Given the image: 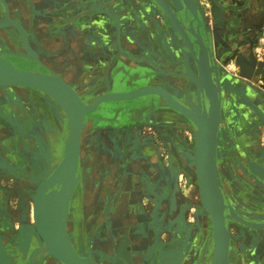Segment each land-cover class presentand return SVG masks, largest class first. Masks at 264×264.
<instances>
[{
  "label": "crops",
  "instance_id": "0c3cea01",
  "mask_svg": "<svg viewBox=\"0 0 264 264\" xmlns=\"http://www.w3.org/2000/svg\"><path fill=\"white\" fill-rule=\"evenodd\" d=\"M161 1L173 19L184 23L181 32L155 0H0V58L19 69L53 71L80 97L84 94L85 98L81 97L84 101L93 100L90 93L95 88L98 89L93 92L94 96L108 91L112 87L111 78L119 72L117 79H124L131 88L116 90H132L146 85L160 87L170 93L179 106L199 113L203 110V94L192 79L196 69L186 50L185 38H192L188 33V21L180 11L182 5L178 0ZM12 22L19 25L24 37ZM19 61L29 64L18 65ZM184 62L191 64L188 67L192 68L190 73ZM151 71L155 74L146 78ZM133 79L136 80L131 83ZM27 90L20 86L0 87V99L15 106L8 105L6 116H0L9 119H0V130L13 127L14 141L8 139L6 142L14 144L13 149L51 152L57 158L56 163L46 161V166L53 168L62 156L67 119L46 95L41 113H36V101L27 94H19ZM112 90L115 91V88L112 87ZM194 91L200 98L198 102L195 101ZM21 106L26 109L18 108ZM32 115L35 121H32ZM21 118L28 120L26 124L35 135L24 147L16 142L20 138L18 127ZM189 121L156 95L102 103L84 115L78 163L73 173L78 179L70 199L74 193L79 198L75 214L77 222L83 223L84 215L90 220L86 235L84 227L78 225L73 227L72 232L75 241L84 239L87 242L85 249L92 256L88 257L89 260L100 264H110V261L118 259L119 264H162V252L154 254L151 250L147 255L144 246L148 241H138L136 237L128 241L126 237H121V233L119 243L106 239L111 238L113 229L116 232L124 229L126 232L128 224H136L134 220L128 221V215L132 217L133 211L138 213L137 208L133 206L135 210L129 209L126 201L132 182L138 187L148 179L158 182L162 178V183L168 182V176H160L158 172L161 150L167 149L172 154L179 151L180 155L188 144L192 151L188 155L182 154L177 162L178 168L184 169L186 162L195 169V128ZM162 135L167 141L166 148L157 143ZM5 136L1 131L0 137ZM147 147L152 148L156 156H149ZM163 190L169 199V191L166 188ZM50 191L47 190L44 198L49 203L55 199ZM51 208L50 205L46 207L48 213ZM103 208H107V215L99 219ZM97 230L107 238L102 241L95 238ZM250 242L234 241L232 256L238 264L244 257L239 248L241 243L247 246L244 264L245 261L254 264L261 250L264 251V241H260L256 251L249 249ZM213 247L212 241H191L190 248H186L187 252L183 254V247L177 249L175 245H168L169 250L177 249L179 252L175 264H210Z\"/></svg>",
  "mask_w": 264,
  "mask_h": 264
},
{
  "label": "rangeland",
  "instance_id": "374dc122",
  "mask_svg": "<svg viewBox=\"0 0 264 264\" xmlns=\"http://www.w3.org/2000/svg\"><path fill=\"white\" fill-rule=\"evenodd\" d=\"M194 2L197 4L201 18H203V12L206 9L204 0H194ZM253 24V34L252 36L249 35L247 47H241L233 42L225 50L216 52L212 43L211 46L208 45V51H202L206 57H209L208 52L212 55L213 72L216 73L218 79V135L221 138L232 136V140L234 139L229 141L228 150L225 152L220 145L221 141L218 140L216 143L218 150L226 153L224 154L225 158H222L225 161L224 163H221L220 160L218 163L215 162L222 192H226L224 203L230 206L233 214L240 216V219H246L249 222H264V160H262V153L256 155L258 161L253 156L255 148L261 152L264 147V0H261V10L256 13ZM194 48L196 49L195 46ZM95 89L90 93V96L95 93ZM23 93L36 101L34 104L37 105V108H30L35 109L36 113H41L45 94L32 88H28L27 91L19 94ZM81 97L85 98V95L81 94ZM8 105L15 108L13 103L0 99V116H6ZM24 109L26 108L24 107ZM0 119L9 120L5 117H0ZM32 121H35L33 115ZM20 128L18 127L20 138L16 142L24 147L29 142L28 139L31 138L28 135V129ZM1 131L7 136L5 138L0 137V234L3 237L2 233L5 229L20 239L22 237L32 238L35 240L33 242L37 244V247L32 250L33 253L39 252L43 256L42 259L48 258V264H61L46 249V241L42 232L39 233L36 228L31 231L29 227H22L21 225L25 224V221H27V224L29 223V214L32 212L31 199L39 183L48 173V169L51 168L46 166V161H49L52 154L44 150L13 149L14 144L9 145L6 143L8 139L14 141L12 139L14 135L13 127H6L0 130V133ZM163 137V135L162 138L159 137L157 143L164 145V148H166L167 141ZM175 145L179 146L178 144ZM184 148L185 151H181L180 155H178L177 152L179 151L177 150L173 154L172 151L167 149L160 151L158 172L160 176H168L167 183H162V178L158 182L148 179L142 183L141 187L132 182V187L127 192L126 201L130 205L129 209L133 210L135 206L137 208L138 213L135 214L133 211L131 213L132 217L128 215L131 218H128V221L134 220L136 224H128L126 232L124 229L121 232H116L113 229L114 233L111 231L113 234L111 240L106 239V241L118 242L119 233H121L123 239L126 237L128 241H133L135 237L138 241H148V245L145 244L144 246L147 255L151 250L154 251V254L155 252H162L168 245L183 247V254H186V248H190L191 241H207V243L212 241V226L209 215L206 216L201 211L204 206L195 169L186 162L184 169L178 168L177 162L179 158H182V154L188 155L192 151L188 144ZM114 152L117 153L116 150ZM80 158H82V155H80ZM8 161L12 165L10 169L6 164ZM27 165L31 166L28 167ZM237 166H240L239 172L236 171ZM26 173L32 174L31 177L27 176ZM164 188L169 191V199L163 190ZM62 210L64 211V208ZM107 211V208H103L101 214L98 215L99 219L106 216ZM224 211L228 216L226 217L228 221L227 229L230 234V241H232L230 242L228 264H238L232 256L233 250L231 249L234 241H251L252 245L249 246V249L256 251L260 241H264V229L244 226L229 217L227 207ZM107 217L106 221L108 220ZM70 221V214L69 217L68 215L66 217L65 211L63 215H60L58 224L59 226L63 225L68 243L72 247L70 240L74 238L72 232L75 226ZM88 221L90 220L84 215L85 224L82 225V222L77 224L84 227L85 235L87 234ZM106 231L109 236V231ZM101 233L98 230L95 231L94 237L98 238L99 241L107 238ZM33 234L38 236L39 239H35ZM20 239L19 241H2V244L16 242L17 246H21L23 241H20ZM241 244L239 248L242 249L244 257L239 263L244 264L243 260L247 256L245 251L247 246ZM22 252L25 254L27 249L24 247ZM8 259L7 257V263L9 264L10 259L9 261ZM153 261L156 262L155 258H153ZM112 263L119 264V259L114 262L110 261V264ZM245 264H248V262L245 261ZM254 264H264L263 250H261V254L258 255V260Z\"/></svg>",
  "mask_w": 264,
  "mask_h": 264
},
{
  "label": "water",
  "instance_id": "95a60500",
  "mask_svg": "<svg viewBox=\"0 0 264 264\" xmlns=\"http://www.w3.org/2000/svg\"><path fill=\"white\" fill-rule=\"evenodd\" d=\"M159 3L164 12L168 15L173 22L175 28L180 30L182 22H178L171 17L168 13L166 6L161 0H155ZM182 5L180 10L184 19L188 21V25L192 38H185L187 43L186 50L190 54V61L195 66V76L192 79L195 80L198 87L202 90L203 94V110L201 112H192L179 104L174 100L172 95L165 89L146 85L132 90H116L120 88H131L128 83L122 78L117 79L113 75L112 87L109 90L100 95H91L93 100L89 102V99L84 101L78 93L64 81L59 75L51 70L44 69V72L39 70H24L13 67L9 61L0 58V77L4 78L0 87L3 86H20L26 88L36 89L43 92L62 112L67 119V133L64 141V147L62 151V157L60 162L49 169L46 176L39 183L36 192L32 198V211L35 217L39 220L40 224L35 225L36 230L39 233H43L44 240L46 241L45 247L49 250L51 255L56 257L57 261L61 264H100L88 258H83L76 254L74 249L69 245L68 238L66 237L63 225L57 224L58 210L66 209L68 201L72 194L73 188L77 184L78 177L73 176L76 170L79 156L80 136L84 115L94 111L102 103H115L116 101H132L138 97L146 95H156L165 100L168 107H172L179 113L185 115L194 125L195 137L194 147L196 149V166L195 172L197 175V181L199 185V192L201 195L202 203L206 208L210 221H211V235L212 242L214 244L213 252L211 256L210 264H228L230 255V234L225 225V219L228 217L224 213V209L227 207L229 217L240 222L242 225L249 227H260L264 229V222H249L246 219H240L233 214L230 206L225 205L222 188L220 181L217 177V168L215 166V145L217 138V125L219 115V94L217 87V76L213 72V68L210 67V61L212 60L203 53L200 48L201 34L200 29L203 27V21L200 18V12L197 4L194 0H178ZM190 17V19H188ZM193 21L195 24L193 25ZM13 25L21 31V35L24 37V32L17 23L12 22ZM196 47V49L194 48ZM187 71L190 73L192 68H188L189 63L186 64ZM149 74L151 77L155 74ZM123 74V73H122ZM189 76V75H188ZM129 78V76H127ZM194 77V78H193ZM115 79V80H114ZM127 79V78H126ZM140 79H145L141 77ZM136 80H130L131 83ZM138 80V79H137ZM114 82V84H113ZM58 89L67 95L72 102L78 107L79 115L74 118L72 111L61 104H59L54 98L49 96V90ZM98 89V88H96ZM201 93V92H199ZM195 101L198 102V95L194 91ZM200 96V95H199ZM108 106L106 109H108ZM109 112V110H107ZM146 153L149 156H156V153L152 148H146ZM262 160H264V147L262 152ZM58 186L57 189L53 188ZM51 189L49 194L54 195V200H44L47 195L46 192ZM53 197V196H52ZM46 202V203H45ZM48 203V204H47ZM50 205L52 207L50 213L46 207ZM57 211V217H54V212ZM33 228H30L32 231ZM35 239H39L38 236L33 234ZM29 239V237H26ZM79 241V240H77ZM27 244V240H25ZM177 247V246H175ZM165 250L163 256V264H175L178 256L177 249ZM0 264H8L7 257L4 253L2 241L0 239Z\"/></svg>",
  "mask_w": 264,
  "mask_h": 264
},
{
  "label": "flooded vegetation",
  "instance_id": "af4514ba",
  "mask_svg": "<svg viewBox=\"0 0 264 264\" xmlns=\"http://www.w3.org/2000/svg\"><path fill=\"white\" fill-rule=\"evenodd\" d=\"M204 4H205V11L203 12V18H201V14H200V18L203 21V27L200 29V34H201V50L203 51H208V45H212V43L215 46V51L218 52L219 50H225L226 48H228V45H231L233 42L236 43L239 46H243V47H247L248 45V40H249V35L252 36L253 31L252 28L254 27V19H255V15L256 13H259V11L261 10V0H204ZM190 19V17L188 18ZM210 26H209V24ZM193 24H195V22L193 21ZM208 25V26H207ZM209 58L212 59V55L209 54V52L207 53ZM18 61V60H17ZM18 65H27L29 64L28 62H23V61H19L17 63ZM210 67L213 68L212 62L210 61ZM14 104V103H13ZM21 109H24V107H18ZM11 115V114H10ZM26 118H21V120L19 119V123L21 127L20 129L24 128V129H28V135L30 136V138H34V132H32L30 129L31 127H29L26 121ZM32 134V135H31ZM34 135V137H33ZM218 135V131H217V138H216V143L218 142V140L221 141V147L223 149V151H227L228 149V143L229 141H233L232 140V136L228 137H220ZM31 139H28L29 142ZM27 145V144H26ZM216 148V153H215V159H216V163H218V161L220 160L221 163H224L225 161H223L225 158L226 153L221 152L220 150H218L217 145L215 146ZM218 150V151H217ZM254 157H256V155H259L260 153H262L263 151L259 152L257 149H254ZM258 153V154H257ZM261 155V154H260ZM257 158V157H256ZM57 158L56 156H51V158L49 159V163L50 164H54L56 162ZM258 161V158L257 160ZM5 164V163H2ZM7 166L12 167L11 163L6 162ZM28 167L31 165H27ZM51 166V165H50ZM239 168V169H238ZM236 171H240V166L236 167ZM32 174L28 173L27 176L31 177ZM264 175V174H263ZM223 180H225L223 178ZM264 189V188H263ZM264 193V191H263ZM226 192H223V196H224V200H226ZM78 196L77 194H73V196L70 199L68 208L66 210V217L70 214V220L72 221V225H75V227L77 226L78 222L77 219L75 218L77 214V208L79 206L78 204ZM65 212L62 209L58 210V218H57V224L60 221V215H63ZM224 213H226V211H224ZM236 217H240L237 216ZM0 218H1V213H0ZM70 221V222H71ZM227 220L225 219V225L228 228L227 225ZM85 224V222L82 223V225ZM59 225V224H58ZM3 237L0 234V239L1 241H19V237L18 236H13L12 232H9L8 230H3ZM25 240H27V244H25ZM78 239H71V245L72 248H74L75 252L83 257V258H88L91 257V253H89L86 249H85V244L87 243L86 241H84V239H82V241H77ZM20 241H23L22 245H18L16 242H9V243H4L3 245V249H4V253L6 255V257H8L10 259L9 264H48V258L42 259L43 256L42 254H39V252L37 253H33L32 250H34V248L37 247V244L34 243L33 241H35L34 239L30 238L27 239L26 237H22V239H20ZM27 249V252L24 254L22 252L23 248ZM179 247H177L178 249ZM168 249V246L165 247L162 250V254L164 255L165 250ZM108 258H110V256H107ZM8 259V261H9ZM163 258H162V264H163ZM41 262V263H40Z\"/></svg>",
  "mask_w": 264,
  "mask_h": 264
},
{
  "label": "bare ground",
  "instance_id": "6f19581e",
  "mask_svg": "<svg viewBox=\"0 0 264 264\" xmlns=\"http://www.w3.org/2000/svg\"><path fill=\"white\" fill-rule=\"evenodd\" d=\"M13 34V33H12ZM15 37V36H14ZM8 42V41H7ZM6 43V42H5ZM17 43V42H16ZM3 44V43H2ZM53 65V64H52ZM64 75V74H63ZM106 77V76H105ZM159 77V76H158ZM104 78V77H103ZM106 79V78H105ZM4 78L0 77V84L3 82ZM158 80V79H157ZM69 81V80H68ZM104 82V81H103ZM105 83V82H104ZM103 84V83H102ZM49 96H51L52 98H54L59 104L68 107L72 113L74 118H77L79 115V109L78 107L72 102V100L65 95L61 90L58 89H54V90H49ZM189 123H192L189 121ZM194 128V127H193ZM192 129V128H191ZM250 145V144H249ZM256 149V148H255ZM239 151V150H238ZM258 154V153H257ZM19 156V154H18ZM32 163V162H30ZM30 167V166H29ZM194 169V168H193ZM27 170V169H26ZM32 170V169H31ZM21 172V170H20ZM27 174V173H26ZM149 185V184H148ZM149 189V188H148ZM20 190V189H19ZM33 197V196H32ZM32 200V199H31ZM201 211H203V213L208 216V212L206 210V208L201 209ZM54 217H57V211L54 212L53 214ZM23 221V220H22ZM25 224H21L22 227H29V228H36L35 225H39L40 222L39 220L35 217L33 211L29 214V223L27 224V221H25ZM21 223V222H20ZM19 223V224H20ZM18 228V227H17ZM210 229V228H209ZM251 235V234H250ZM254 236V235H253ZM54 257V256H53ZM56 259V257H55ZM57 260V259H56ZM118 261V260H116ZM45 263V262H44ZM43 263V264H44ZM113 264V263H112Z\"/></svg>",
  "mask_w": 264,
  "mask_h": 264
}]
</instances>
